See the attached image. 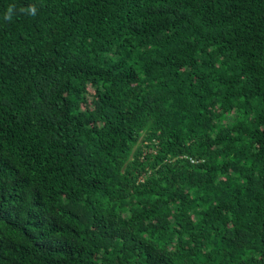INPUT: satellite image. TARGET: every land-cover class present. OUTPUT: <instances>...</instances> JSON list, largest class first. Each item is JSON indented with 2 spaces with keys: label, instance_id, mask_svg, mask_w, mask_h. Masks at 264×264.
<instances>
[{
  "label": "trees",
  "instance_id": "trees-1",
  "mask_svg": "<svg viewBox=\"0 0 264 264\" xmlns=\"http://www.w3.org/2000/svg\"><path fill=\"white\" fill-rule=\"evenodd\" d=\"M0 264H264V0H0Z\"/></svg>",
  "mask_w": 264,
  "mask_h": 264
},
{
  "label": "clouds",
  "instance_id": "clouds-1",
  "mask_svg": "<svg viewBox=\"0 0 264 264\" xmlns=\"http://www.w3.org/2000/svg\"><path fill=\"white\" fill-rule=\"evenodd\" d=\"M17 9L16 6L13 5H9L6 12L3 14V19L5 21H10L12 19V17L14 16V14L16 13ZM19 11L21 13H30V14H35V7L34 6H29L28 8H20Z\"/></svg>",
  "mask_w": 264,
  "mask_h": 264
},
{
  "label": "built area",
  "instance_id": "built-area-1",
  "mask_svg": "<svg viewBox=\"0 0 264 264\" xmlns=\"http://www.w3.org/2000/svg\"><path fill=\"white\" fill-rule=\"evenodd\" d=\"M189 160L192 162L193 160L191 158H189Z\"/></svg>",
  "mask_w": 264,
  "mask_h": 264
}]
</instances>
